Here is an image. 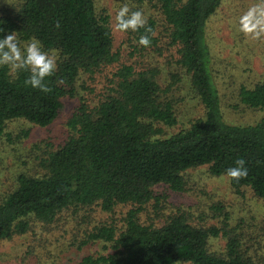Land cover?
Returning <instances> with one entry per match:
<instances>
[{
	"label": "trees",
	"instance_id": "trees-1",
	"mask_svg": "<svg viewBox=\"0 0 264 264\" xmlns=\"http://www.w3.org/2000/svg\"><path fill=\"white\" fill-rule=\"evenodd\" d=\"M122 1L145 14L149 29L125 32L130 55L174 50L168 69L122 61L112 48L109 15L96 0H20L13 16L0 15V37L12 32L21 44L35 37L57 65L45 80L47 92L26 87L27 72L0 66V141L12 120L40 128L51 125L63 98H74L79 84L82 88V82L87 85L110 68L108 86L96 102L79 97L64 141L58 146L35 144L21 163L31 161L40 174L18 171L5 188L0 243L30 233L33 224L52 225L67 211L82 227L72 246L63 250L98 241L110 244L105 253L86 255L78 264H257L237 235L196 226L185 212H175L158 225L138 219L145 204L158 202L154 188L181 192L188 170L207 166L212 176H224L238 158L245 159L248 174L238 181L228 178L230 186L235 191L248 188L264 203V115L248 124L227 122L215 81L206 29L222 0ZM141 34L149 35L148 47L136 43ZM182 78L202 113L172 132L179 124L180 99L169 94L179 89L176 83ZM237 98L264 111V77L250 88L241 86ZM123 205L131 208L119 226L114 221L89 226L93 210L112 213ZM220 235L226 243L214 252L209 240Z\"/></svg>",
	"mask_w": 264,
	"mask_h": 264
},
{
	"label": "rangeland",
	"instance_id": "rangeland-1",
	"mask_svg": "<svg viewBox=\"0 0 264 264\" xmlns=\"http://www.w3.org/2000/svg\"><path fill=\"white\" fill-rule=\"evenodd\" d=\"M256 2L257 0H222L218 11L207 23V39L211 48L215 81L221 96L223 117L233 124L253 123L264 115V111L240 104L237 98V91L241 86L250 88L264 77V37L253 40L235 30L237 18ZM20 4V0H0V15L13 16ZM96 4L109 15L112 48L120 53L122 61L135 62L139 68L142 63H152L162 70L168 69V61L174 50L163 48L161 55L149 52L141 58L130 55L127 34L113 28L122 0H96ZM162 41L166 42V39ZM108 77L110 68L95 75L87 85L82 82V88L79 84L77 95L62 99L57 118L45 128L34 126L23 119L7 123L5 136L0 141V196L18 171L28 170L30 174H40L41 169L31 161L26 165L21 163L25 162L37 143L60 145L67 137V122L77 107L79 97L86 98L88 104L92 105L104 94ZM84 80L87 81V78ZM176 84L179 89L173 90L169 96L180 99L177 105L179 124L171 129L172 132L202 113L201 106L188 91L185 78ZM164 85L165 83L161 84V87L164 88ZM26 131L29 132L26 138L16 139ZM12 140H16L18 144H11ZM184 180V189L178 193H171L165 187L154 188L153 194L158 202L152 199L145 204L138 215L139 221L158 225L175 212H185L188 220L196 226H214L237 235L241 246L255 263L260 264L264 259V203L248 188L235 191L227 177L212 176L207 166L188 170L184 174ZM130 208L128 205L117 206L112 213H102L95 209L89 213V226L113 221L119 226ZM78 220L66 211L52 225L33 224L35 234L31 231L12 241L1 242L0 264H78L86 255L105 253L104 248L110 244L99 241L89 243L81 249L67 247L63 250V246H72L70 241L73 237L81 235L79 229L82 225ZM225 243L226 238L220 235L216 239H210L208 246L212 251L220 252Z\"/></svg>",
	"mask_w": 264,
	"mask_h": 264
},
{
	"label": "clouds",
	"instance_id": "clouds-1",
	"mask_svg": "<svg viewBox=\"0 0 264 264\" xmlns=\"http://www.w3.org/2000/svg\"><path fill=\"white\" fill-rule=\"evenodd\" d=\"M146 24V16L141 10L133 11L127 4H123L116 12L113 28L120 32H137L144 28L147 33L149 29L145 27ZM235 30L253 40L264 37V0H257L237 18ZM150 42L147 34H141L136 41L143 47H148ZM0 66H8L12 71L27 72L24 85L42 92L49 91L45 80L54 74L57 67L55 57L43 49L38 39L32 37L21 44L12 32L0 37ZM247 174L246 161L243 158L236 159L234 166L224 170V176L230 180L238 181Z\"/></svg>",
	"mask_w": 264,
	"mask_h": 264
}]
</instances>
